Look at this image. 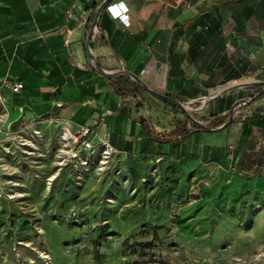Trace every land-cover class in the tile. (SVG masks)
Returning a JSON list of instances; mask_svg holds the SVG:
<instances>
[{
    "label": "crops",
    "instance_id": "obj_1",
    "mask_svg": "<svg viewBox=\"0 0 264 264\" xmlns=\"http://www.w3.org/2000/svg\"><path fill=\"white\" fill-rule=\"evenodd\" d=\"M104 1L0 0V109L10 126L33 129L54 119L71 133L89 127L97 145L108 140L143 165L171 160L230 170L264 187V111L247 110L264 95V0H109L129 7L130 23L105 8L93 26ZM90 34L91 52L112 78L89 57ZM133 74L151 89L200 103L208 119L226 121L239 102L235 119L186 135L175 122L157 125L145 115L153 100L141 108L127 93L159 99ZM6 80L24 87L14 91Z\"/></svg>",
    "mask_w": 264,
    "mask_h": 264
},
{
    "label": "rangeland",
    "instance_id": "obj_2",
    "mask_svg": "<svg viewBox=\"0 0 264 264\" xmlns=\"http://www.w3.org/2000/svg\"><path fill=\"white\" fill-rule=\"evenodd\" d=\"M127 93L141 108L153 100L145 115L157 125L195 124L148 92ZM256 100L248 111H264ZM187 106L207 127L226 119ZM63 129L49 119L15 130L0 109V264H264L262 183L115 151L102 163Z\"/></svg>",
    "mask_w": 264,
    "mask_h": 264
},
{
    "label": "water",
    "instance_id": "obj_3",
    "mask_svg": "<svg viewBox=\"0 0 264 264\" xmlns=\"http://www.w3.org/2000/svg\"><path fill=\"white\" fill-rule=\"evenodd\" d=\"M109 0H105L104 2L101 3V5L98 7L97 11H96V14H95V17H94V20H93V26H96L97 24V21H98V17L100 15V13L105 9L107 8V6L109 5ZM91 39H92V34H90L86 40V50H87V53L89 55L90 58H92L94 61H95V65H96V68L97 70L100 72V74H102L103 76L105 77H108V78H112L115 74L112 73V72H106L102 66L99 64V62H97V60L95 59L93 53L91 52V48H90V44H91ZM133 76L141 83V85L147 90L149 91L151 94H153L154 96H156L157 98L163 100L164 102L170 104L171 106H174L176 108H178L183 114H185L187 116V118L191 121V122H194L196 124H199L201 125L203 128L207 129L208 131H218V130H222L226 127H228L235 119V109L237 108V106L239 105V102L236 103L233 108L231 109L230 113H229V116L227 118V120L225 122H223L222 124H220L219 126L217 127H214V128H210V127H207L203 124H201L199 121H197L194 116L192 115V113L190 112L188 106H187V103L177 99V98H174L168 94H165V93H162V92H159L157 90H154V89H151L149 88L148 86H146L145 84H143V82L140 80V78L136 75V74H133Z\"/></svg>",
    "mask_w": 264,
    "mask_h": 264
},
{
    "label": "built area",
    "instance_id": "obj_4",
    "mask_svg": "<svg viewBox=\"0 0 264 264\" xmlns=\"http://www.w3.org/2000/svg\"><path fill=\"white\" fill-rule=\"evenodd\" d=\"M107 9L111 12V14L115 18H120L124 23L129 24L130 23V16H129V7L124 2L119 3H113L109 4L107 6ZM6 85H9L12 87L14 91H19L24 87L23 81L18 82H11L6 80ZM190 128V126H189ZM93 132L89 127L83 128L80 132H77L74 134H70L69 136H65V133L62 135L63 140L70 139L71 141L75 140L74 142L79 141V139H82L83 144L85 147L90 151L91 153L96 152L98 149L101 150V156L102 158H109L111 155V152L114 151L113 146L108 140H103L101 144H96L94 142V138L92 137ZM73 142V143H74ZM87 163L88 161H84Z\"/></svg>",
    "mask_w": 264,
    "mask_h": 264
},
{
    "label": "trees",
    "instance_id": "obj_5",
    "mask_svg": "<svg viewBox=\"0 0 264 264\" xmlns=\"http://www.w3.org/2000/svg\"><path fill=\"white\" fill-rule=\"evenodd\" d=\"M172 107H173L174 110L180 111L178 108H176L174 106H172ZM222 123H223V120L220 121L219 123H217V125H220ZM195 128H197V129H205L201 125H198L196 123L191 125V127L189 128V124H188V122H186L182 126H181V124H177L175 132L181 131L182 133H184V135H186L187 133H189L191 130H193Z\"/></svg>",
    "mask_w": 264,
    "mask_h": 264
},
{
    "label": "bare ground",
    "instance_id": "obj_6",
    "mask_svg": "<svg viewBox=\"0 0 264 264\" xmlns=\"http://www.w3.org/2000/svg\"><path fill=\"white\" fill-rule=\"evenodd\" d=\"M64 130V129H63ZM63 133V132H62ZM64 133H65V136H69L70 134H74V133H71L70 131H68V130H66L65 129V131H64ZM63 133V134H64ZM66 141H71L70 139H67ZM75 140H73V142H74ZM106 159H107V157H105V158H103V160H102V163H105L106 162ZM55 177H56V174H54V175H52L51 177H49L48 178V184L49 185H51L52 184V182H53V180L55 179Z\"/></svg>",
    "mask_w": 264,
    "mask_h": 264
}]
</instances>
